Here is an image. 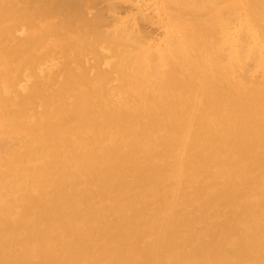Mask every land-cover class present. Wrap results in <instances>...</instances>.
<instances>
[{"label":"rangeland","instance_id":"374dc122","mask_svg":"<svg viewBox=\"0 0 264 264\" xmlns=\"http://www.w3.org/2000/svg\"><path fill=\"white\" fill-rule=\"evenodd\" d=\"M67 1L69 2V0ZM82 1L84 3V0ZM82 1L80 2L82 3ZM99 1L100 0L97 1L98 3L95 1V3L97 4L92 2L94 3L93 5L95 6L91 8L90 11H88L89 9L86 10L85 5L82 3L83 5H81V9L82 6H84L86 10V11L83 10L84 11L83 13L80 11L76 12V10L72 8L76 6V4H79L80 2L77 3L78 0L75 1L70 0V4L67 2V4L70 6L69 8L67 4L64 5V9L67 10L68 12L67 13L65 12L66 10L62 9L63 5L60 3L61 2L60 0H51L50 9H48L49 7L44 4L45 0H40L41 4L39 3L40 5L39 4L36 5V11L34 12V14L28 17L31 14H28V12L25 10L26 8L25 0L11 2L12 4L9 3L7 0L5 1L0 0V7L3 8L4 6V8H12L14 12L17 13L15 18L10 19L6 17L3 18L0 22V44H1L0 47H2V52L0 53V67H1L0 71H3L0 72V84H1L0 94H2L0 95V113H1L0 114V264H72V263L75 264L76 261H77L76 264H129V263L155 264L154 262L156 260L157 255L153 254V251L151 250V246H153L154 243L156 242H160L163 246L162 248L163 255L162 258H159L157 264H169L172 261L173 262L179 261L180 264H192L195 262H196L195 264L198 263L199 264H211V263L238 264L240 261H241L240 263L242 264H245L246 262H247L246 264H256V263L264 264V260H263L264 259V241H263L264 240L263 239L264 238V216H263L264 189H262L263 191L260 193L259 200L257 201L258 203L254 200L251 199L249 200L246 195L248 186L245 187L243 185H238L234 183L233 181L230 180L229 172L220 169L214 170L212 176H207L204 180L196 179V176H194V172L192 171L190 172L189 170H187V172L184 175H178L172 173L168 175L165 174V177H158L156 181H154L151 185L147 187H143L139 184L137 185L132 179L125 176V174H123L122 172H118L116 176L112 177L109 180L111 181L110 184H108L109 182L107 184L102 182L101 175L102 173H105V171L108 168V164L104 159V157L107 150L109 151V149L114 148V146L116 147V149L119 150V153L121 155H124V157L130 156L129 158H131L132 162L130 161L129 163H127L128 167H134L135 162L139 161L140 158H142L143 155L148 152L147 150L149 151L151 150L150 152L153 151L156 154L160 152L161 140L167 136V133L165 130H160L159 132H157L156 136H153L151 133H149V130H147L145 127L148 125L149 122L147 121L148 119L146 118V116L158 115V114L171 116V115L179 114L177 111H179L180 114L184 116L186 112L184 100H186L187 97L186 93L188 92V90L183 89V87L186 85V82L195 86L190 89V90L193 89L192 91L195 90V92H199V90L201 89L200 86L201 84L196 79L198 70L196 66H194V64L196 65L195 62L198 56L202 53V50L198 49L199 47L195 44L196 41L194 39V36H192V34L189 31H186L187 29H185L184 27L185 24L184 22L186 21L187 24V21H190L186 19H190L191 18L190 15L192 16L193 14L189 15L186 12L188 14L187 16L183 17L182 15V17L185 19V20L182 19L184 20L182 22L183 24H181L183 28H179L181 26L176 24L174 21L175 17L177 18V16H180L181 13L182 14L184 13L183 12L184 10H187L186 8L183 9L184 8L183 5L178 3L179 0L178 1L132 0L133 2H127V0H116V1L113 0V2H110L109 0L108 2L110 3L105 2L106 0L105 1L102 0L100 2ZM138 1H140V3H138ZM222 1L225 2L223 3L220 1V3L223 4L226 3L225 4L226 7L223 4H220L218 7L219 0L216 3L217 5L214 3V1L210 2L211 4L213 3L214 6L211 5L209 6V4H205V5L206 6L208 5L207 7H211V8L214 7L215 8L214 13L219 15L221 19L222 17L224 18L226 14L228 15L229 14L228 12L234 10V7H236V10L239 14V15L237 14V16L239 19L238 18L235 19L234 16L236 14L233 13L231 16V19L233 17V20H231L232 22L230 20L228 21L232 25L228 24V26L225 25V28L222 27V29L224 28L223 31L225 29L227 30L231 29L230 30L231 33L225 30L227 34L229 33V35H227L229 38L228 37H226V39L224 38L226 33L225 35L224 34L222 35L223 31L220 34L219 31L221 30L220 29L221 27L219 28L217 27V29H215L217 30L216 32H219L218 35L219 36L222 35L226 42L222 41L221 43H217L219 45H216L215 42L221 41L222 36L221 38L218 37L217 39L218 35H216L217 34L216 32H214L215 34H213L212 36V38L214 37L213 39H215V42H213L214 41L213 39L211 42L215 43V45H213L214 47L211 46L212 48L211 47L210 48L211 50H213L214 48L217 49V51L214 49L215 53L213 51L212 55L216 56L215 54L218 53L217 56H220L218 52L220 49L222 55H224L223 53L227 55V53L229 54V52L230 54L228 56L225 55L226 57L222 56V58L224 57L226 59V61L225 59H222V61L224 60V62H221L224 63L222 66L218 64L221 66V67L219 66V68H222L221 74L223 75H220L219 77V74L215 73V69L216 71L218 69L217 67L214 68L213 66L211 68L210 75L212 76V81L220 86L219 92L221 94H219L218 98L221 100H218V103H220L219 109L217 111L219 115L217 114V112H214L209 116L210 119L208 120V126H209L208 131L210 130V133H212V135L206 139V142L203 144V149L201 151L214 150L215 143L220 140L219 137H222L221 135L224 131L226 121L231 117V115L235 113H237L238 115V113L246 106L248 107L252 104L259 103V112L264 114L263 111L264 110V105H263L264 104V95H263L264 94L263 91L264 90V84H263L264 83V45H263L264 40L262 39L260 40L261 37L259 38V35H261L260 33H264V31L260 32V30H258L257 28V26L260 28L259 24H261L262 22L259 21V19L257 18L258 20L257 19L256 20L259 22V24L256 27H254L255 24H252L253 22L251 23V21H253L252 18L253 16L249 17L250 14L247 12V5H246L248 4L247 0H231L228 2L229 4H227L226 2L227 0H222ZM240 1H242V3ZM136 3L138 4V6L140 5L142 6L143 3L144 7L140 6L141 8H139L138 6L135 5ZM72 4H74V6H72ZM111 4H115V6H117L118 4L121 6V7L118 6L120 7L119 9L115 7V10L117 9L118 11L116 10L115 12V10H113V12L116 13V16L115 14H111L113 13L111 12L112 11L111 9H110L111 11H109L110 6L108 9H106L107 5H111ZM176 4H179L181 6L180 7L181 10H183V11H179L180 15L179 12L177 11V9L180 8L176 7ZM57 5L58 8L60 9H57ZM78 7L80 8L79 5ZM123 7H125V9ZM169 7L171 8L173 7L174 10H176V12L172 11L173 12L172 14L171 10L173 8L171 9ZM70 8H72L74 12L68 11L71 10ZM205 8L206 7H202V8L200 7V12L203 10V13H205V15L200 13L202 17L206 16L207 12L209 11V8H207V10H205ZM230 8L233 9L228 10ZM55 9L59 11L56 12ZM98 10L100 11V14H103L102 18L103 16H105L104 17L105 20L106 21L108 20L109 24H111L110 25L111 27L107 28L109 25L108 24L104 25L105 20L104 18L102 19L103 21L100 27L102 26V28L104 29L105 28L104 26H106V28L104 30L100 28L101 35H103L102 31L103 32L107 31L105 32L106 34L104 33L105 35H103L104 38L106 37L109 39L110 37H108V34L112 32L111 38L112 39L117 38L115 40L116 41L120 40L119 43L121 44L123 41H121L122 39H120V37L118 38L117 36L118 34L125 36V38L126 35L127 38H131L130 35L128 34L133 32L134 35V32H136L137 30L138 33L140 29L139 32L141 33L140 36L147 39V41L145 42L144 40L146 39L142 38V41H144V43H141V39H140L141 37H139L138 41L141 44L140 47L138 44H136L134 38L133 44L136 45H134L133 47L136 46L135 48H137L138 45V48L140 47V49L137 48L138 50L137 49L134 50L132 48H128L129 52L131 51V49L132 51L133 50L135 51V52L131 51L130 55L128 54L131 57V59L128 55H126L129 57L127 58L130 59L129 61L131 62L130 64L132 67L129 66L130 64L127 58L124 59V57H126L125 54L129 53L126 49L127 44H124L125 48H123L124 42L121 44L122 47L115 46V49L113 48V50H117V54L116 51L115 52L113 51L114 52L113 55L111 53L112 50L110 48L116 45L115 40H113L114 43H112L113 42L112 39L109 40L111 41V44L109 43L110 47H108L109 49L106 48L107 49L106 51L105 49H100L99 47L101 46L105 47L106 45L104 40L103 42L102 41L99 42L97 41V39L99 38H97L96 42H94L93 38L90 37L91 32L90 31L88 32V28H86L87 26L85 24H82V22L79 23L78 20L81 18L80 19L81 21L82 19H84V16H85L84 20H88V16L90 15V12H92V15H90L89 18H92V20L95 19L94 15L98 14ZM102 10L104 11L108 10L110 14L108 13L106 16L107 12H104ZM211 11H213V9ZM221 11L224 12L228 11V12L227 13L222 12L225 15L221 16L222 15ZM79 15L82 17H80L77 20V17H79ZM145 15H147L146 17H148V15H151L149 16L150 18H152L150 19V22L148 19L149 17L146 18L144 17ZM227 15L225 18L229 17ZM197 16L198 14L196 15V18ZM45 17H47L46 18L47 20L45 19ZM194 17L195 16H193V18ZM201 18L199 19L197 18L199 22L202 21L203 18L202 19ZM75 19L78 22H75L76 21ZM119 19L121 20L120 23L118 21ZM142 19H144V21L147 23L143 24L144 21ZM197 19H195L194 22L197 21ZM228 19H230V17ZM14 20H18V21H14ZM151 20H155V21H151ZM223 20H225L226 22V19ZM89 21L91 24L92 21L91 20ZM89 21L87 22L89 23ZM94 22H96V19ZM113 22L114 24H112ZM115 22H117L116 23L117 26H115ZM153 22L155 25L149 24ZM179 22H181V20ZM192 22H188V23H192ZM228 22H226V24ZM233 22H235L236 27L233 26L234 25ZM128 24H133L132 26L130 25L132 27L131 30L133 31L129 32L130 30L129 28L131 27L128 26ZM263 24L264 23H262V25ZM84 25L85 28H83ZM95 26H93L92 24L93 28ZM97 26L96 27L99 28V25ZM146 27L149 30H147ZM262 27L264 28V26ZM262 27L261 30H263ZM232 28H234L235 30ZM22 29L24 30V33H20ZM89 30L92 31L90 26H89ZM120 30L127 32L126 34H123L124 32L122 31L123 33H120L119 32ZM255 30L259 32H256ZM98 32H100V30H98ZM45 33L47 34V36ZM113 33H114V37H113ZM20 34H22L23 36H21ZM243 34H246L247 36V37L245 36L244 38L245 40L242 39L241 35ZM29 36L34 38H31ZM240 36L241 39L244 40L243 42L240 39ZM248 36L250 37V39ZM261 36L263 37V35ZM101 37L102 36H100V38ZM171 37L172 39H170ZM255 38L257 39V41ZM88 39L91 40L89 41ZM216 39L219 41H217ZM187 40L189 43L187 42ZM239 40H241V42H239ZM106 41L108 40L106 39ZM245 41H247L248 44L250 43L249 48L247 46L244 47V49L248 48L247 50H245L247 51V54L246 52L244 53L247 56L249 55L248 57L244 55L246 58L243 55L241 56V54L243 53H241V51H239L238 49L240 48L239 46L242 47V43H244L245 45L247 44ZM31 42L32 43L34 42V46L32 48H31L32 45ZM130 42L128 43V45L130 44ZM91 43L92 44L95 43L96 45L95 47L100 51V53L102 52L101 53L102 55H100L99 52H95L97 53L96 55L99 54V56L102 57L99 56L96 57V55L95 56L92 55L94 51L91 52L92 51V48H90L91 46L87 45L89 48L85 46L86 44L91 45ZM145 43L146 45H143ZM174 43L181 45L182 49L180 50L183 49L184 50L181 51L182 58H180V60L176 59L175 57H171L170 60L171 64L172 65L176 64L175 67L178 70L177 75H173L171 77L172 75L170 73L171 69L169 65L165 62V60L162 59L163 58L162 56L173 54L174 51L173 48H176L175 46L177 45L175 44L174 46ZM29 44H30V48H29ZM100 44L102 45L100 46ZM131 45L128 47H131ZM171 45H173L172 46L173 48H171ZM185 45L188 48L187 47L185 48ZM66 48L67 50H63ZM191 48L192 49L196 48V49H193L194 50L193 52ZM80 49H82V51ZM226 49L228 50V52L222 51ZM121 50H124L123 51L124 55L121 53L120 56L119 52ZM238 51L240 52V56L238 55L239 54ZM16 52L19 53L16 54ZM252 53L255 54V55L253 54L254 57L252 56ZM103 54L106 55V57ZM189 54L192 55V57ZM256 54L260 58L258 57V59H256V63H254L253 60L251 61L250 59H252L251 57L255 58ZM155 55H156V59H155ZM149 56H151V59H155L154 61L152 60V63L154 64L156 63L155 65L157 64L159 65L156 74L155 72L152 71V69L154 70V67L152 69L150 68L151 59ZM238 56L241 58L244 57L242 59H245L244 61L246 63L242 64L241 60H240L241 62H239ZM123 59L127 61L121 62L123 61ZM181 59L184 63H182ZM216 59H219V57L214 58V61ZM119 60L121 63L119 62ZM148 60L150 61L148 62ZM105 61L107 63H105ZM179 61L181 62L180 64ZM91 62L95 65L91 64ZM248 62L249 63L253 62L255 65L257 64L256 65L257 67H255L254 69L252 68V71H254V73L251 70H250L251 72L248 70V67L250 65L247 66L246 69L247 71H249L248 73L245 71V69H243L244 67L242 68V65L243 66L247 65L249 64ZM104 63L107 64L105 65L106 67H104ZM215 63L217 64V62ZM218 63H220V61ZM127 64L129 67H131L130 69L127 66ZM141 64L144 66L143 69H145L148 72H151V74L153 72L157 78L154 76V74H152L154 77L148 78L146 84L140 85L139 84L140 75H138L135 69H137L138 71L137 67L140 66ZM108 65L109 67H107ZM123 65L124 67L125 65L128 67L126 71L125 68L123 69L122 67ZM102 66L105 69L107 68L108 70H105L104 68L101 69ZM252 66H250V68ZM234 69L235 71H233ZM35 70H38L40 72ZM114 70L118 73H116ZM189 70L191 71L193 70L192 71L193 73ZM213 70L214 72H212ZM96 72H100V73H96ZM125 72H127L129 75L127 74L128 75L127 76ZM134 72L136 73L134 74ZM243 72L245 73L243 74ZM25 73L27 74L25 75ZM53 74L54 77H52ZM215 74L218 75L219 78L215 76ZM239 74H241V76ZM35 75L37 76L34 77ZM109 75H111V78L108 79ZM64 76L66 78H64ZM214 76L217 79L214 78ZM18 77L21 79L23 77L24 82ZM74 77L78 78V80ZM236 77L237 79L235 80ZM254 77L256 79L257 78L259 79L258 80L260 81L259 84L258 81L256 83ZM54 78L56 82L54 81ZM176 78H178L179 80H177ZM59 79H61L63 83L61 80L59 81ZM89 79L92 80L90 81ZM158 79H160L159 83H158ZM16 80L18 81L20 80V81L18 82ZM83 80L86 81L83 82ZM170 81L174 83H178L180 89L179 88L169 89L168 85L171 83ZM33 82L34 85H32ZM101 82L102 84H100ZM251 82L252 84H250ZM151 84L153 85L151 86ZM254 85H257V87H253ZM19 86L23 89L22 91L24 92L20 91L21 89L19 90V88H17ZM63 86H65L66 88ZM25 87L27 88V90ZM148 87H151V89L150 88L148 89ZM5 88L8 90V93H6L7 96L4 92ZM73 88L74 90L72 91L71 89ZM155 88H159V89H155ZM261 88L262 90H260ZM154 89L160 92L154 91ZM120 90L122 93H124L123 95L120 92ZM230 90L231 92L232 91L233 92L231 93ZM150 91H152L153 93ZM261 91L263 92L262 94H260ZM250 92H252L254 95ZM100 93H102L103 95ZM233 93L235 94L233 95ZM247 93L250 96L249 95L245 96L247 95ZM4 94L5 97L3 96ZM19 94L21 95L19 96ZM90 95H93L94 97ZM163 95L167 96L170 102L164 104V102L154 103L152 101V99L155 98V96L158 98V96H163ZM235 95L236 96L239 95L238 96L239 98H237ZM89 96L90 98H88ZM233 96H235L237 99H235ZM257 96H259V98ZM255 97H257L258 99ZM240 99L242 100L240 101ZM20 100L22 101L20 102ZM112 100L113 102H111L112 104H110L109 102ZM31 102H33L34 104ZM54 103H56L57 105ZM104 103L106 105H104ZM38 107H40L39 111H38L39 109ZM80 107L82 109H80ZM55 108L56 110H54ZM81 112L90 115V119L85 124L87 129H81V123L76 121L77 120L76 116ZM34 113L36 114L34 115ZM132 114L134 118L132 117ZM140 114L143 116L140 118L137 117L140 116ZM93 115L94 117H92ZM53 116L55 117L53 118ZM4 117L7 118L5 119ZM100 117H104V118L102 119ZM112 117H115V120ZM129 117L132 118L130 119ZM46 118L48 120H46ZM92 118L94 119V121ZM112 119L114 121H112ZM210 120L213 121L210 122ZM47 121H49L51 124L55 123L54 125L56 126L61 124L63 125L64 123L63 126L61 125L63 127V133L61 134V137L59 139L60 143L58 141V143L60 144L59 149L61 151L57 160L51 158V156L47 154V151L43 149L44 146L38 143L33 136V129H32L33 126L36 123L42 124ZM120 122H122L123 124H121ZM113 126L115 127L113 128ZM132 126H135L136 128L134 127L132 129ZM30 127H32L31 128L32 130L30 129ZM123 127L125 129L124 132L121 131ZM216 129L219 130L217 131ZM88 130L90 132H88ZM132 132L133 134H135L134 136ZM24 133L26 134V136ZM18 135L20 137H18ZM136 135L138 138L136 137ZM97 136L100 138H98ZM24 138L25 140H23ZM25 142L27 144H25ZM15 145H18L20 148ZM32 152H36V153L34 154ZM89 152L90 153L93 152V154H95L99 158V165L97 166V168L93 167L92 163H87L82 161L83 157H85V155L88 154ZM262 153L264 152H261V154ZM4 159L6 160V162H4ZM234 159L236 161L238 159L237 162L239 166L241 160L238 157H234ZM58 164H60V167H58ZM158 164L160 165V163ZM5 165L6 167H4ZM59 168L63 170H59ZM248 169L249 167H245V166L243 167L242 165H240L238 171H242L241 173L248 174L245 171ZM17 170L18 172L24 171V175L20 179V181L19 180L15 181L14 177L12 176L13 172ZM206 172H207L206 170H200V175L202 174L204 175L206 174ZM260 175L264 176V172L256 173L254 176L259 177ZM247 177L249 176L247 175ZM246 178L239 180L238 183H242V182L244 183ZM128 186L133 187V189L126 190ZM62 190L68 196H72L74 198L73 207L67 205L65 201L60 202L53 200V198H55L58 195V193H60ZM36 192H38L39 194ZM41 195L46 196L50 202L47 206H43L44 204L40 205L39 212L42 215V219L39 220L32 216H28L26 214V210L30 206L29 203L30 198L38 197ZM161 206L166 208L169 220L167 223H164L162 227L160 226L158 227L157 225H155V220L158 218L160 214L159 208ZM167 207L171 208V212H169L168 210L169 208ZM100 223L102 225H100ZM46 240H48L52 244L50 245L49 248H45ZM251 240H253V242ZM169 245L171 246V249H169L170 248ZM114 255L115 256L118 255L120 257L119 258L120 260L123 259L122 262L114 263L115 261L114 259L110 260V258H114ZM255 255L257 256L255 257ZM70 257H74V260L69 262Z\"/></svg>","mask_w":264,"mask_h":264},{"label":"bare ground","instance_id":"6f19581e","mask_svg":"<svg viewBox=\"0 0 264 264\" xmlns=\"http://www.w3.org/2000/svg\"><path fill=\"white\" fill-rule=\"evenodd\" d=\"M1 1H5V0H1ZM9 3H11V2H17V1H19V0H7ZM22 1V0H21ZM61 2V4L63 5V8L62 9H64V5H66L67 4V0H60ZM73 1V0H72ZM75 1V0H74ZM80 1H82V0H80ZM79 0H78V2L77 3H79L80 2ZM88 1V2H87ZM95 1L97 2L98 0H84V3H83V1H82V3L85 5V8H86V10H88V11H90V9L91 8H93L95 5H93L94 3H95ZM100 1H102V0H100ZM99 1V2H100ZM105 1V0H104ZM109 0H106L105 2H108ZM116 1V0H115ZM143 1V0H142ZM176 1H178V0H176ZM175 1V2H176ZM214 1V3L216 4L217 2H218V0H179L178 1V3L179 4H181V5H183V9H187V10H181V6L179 5V4H176V7H179L180 9H177V11L179 12V11H183L184 13L182 14L181 13V15H180V12H179V15L180 16H177V18H178V20L180 21L181 20V22H179L178 20H177V18L175 17V19H174V21H175V23L176 24H178V25H180L181 27H179V28H183V26L181 25V24H183L182 22L185 20L183 17L184 16H187L188 14L190 15V14H193L192 16L190 15V19H186V20H190V21H187V24H186V21L184 22L185 24H184V27H185V29H187L186 31H189L191 34H192V36H194V39H195V41H196V45L199 47L198 49H201L202 50V53L198 56V54H199V52H198V54H197V56H198V58H197V60H196V62H195V60H194V62L196 63V65L194 64V66H196V68H197V77H196V79L200 82V86H201V89L199 90V92H195V90L194 91H192V90H190L191 88H193V87H195V86H193L192 84H189V83H187L186 82V85L183 87V89H186V90H188V92L186 93V100H184L185 102H184V105H185V108H186V112H185V114H184V116H182L181 114H180V112L179 111H177L179 114H175V115H171V116H167V115H164V114H158V115H151V116H146V118L148 119L147 121H149L148 122V125L147 126H145L146 127V129L147 130H149V133H151L153 136H156V134H157V132H159L160 130H165L166 131V133H167V136L164 138V139H162L161 140V146H160V152L159 153H155V152H150L149 150H147L148 152L146 153V154H144L143 155V157L142 158H140V160L139 161H136L135 162V166L134 167H128L127 166V163H129L130 161L132 162V160H131V158H129L130 156H126V157H124V155H121L120 153H119V150L118 149H116V147L114 146V148H112V149H109V151L107 150V152H106V154H105V157H104V159L106 160V162H107V164H108V168H107V170L105 171V173H102V175H101V177H102V182L103 183H105V184H107L108 182V184H110L111 183V181H109L112 177H114V176H116V174L118 173V172H122L123 174H125V176H127L128 178H130V179H132L137 185L139 184V185H141V186H143V187H147V186H149V185H151L154 181H156L157 179H158V177H165V174H170V173H172V174H178V175H184L186 172H187V170H189L190 172L192 171V172H194V176H196V179H199V180H204L207 176H212V173H213V171L214 170H218V169H220V170H224V171H226V172H229V174H230V180L231 181H233L234 183H236V184H238V185H243V186H248V188H247V193H246V195H247V198L250 200H254V201H258L259 200V197H260V193L263 191L262 189H264V176H262V175H260L259 177H257V176H254L256 173H260V172H264V153H262L261 154V152H264V114H262V113H260L259 112V103L258 104H252V105H250V106H246L245 108H243L239 113H238V115H237V113H235V114H233V115H231V117L226 121V123H225V127H224V131H223V133H222V137H219L220 138V140L218 141V142H216L215 143V148H214V150H210V151H201L202 149H203V144L206 142V139L209 137V136H211L212 135V133H210V130L208 131V120L210 119L209 118V116L211 115V114H213L214 112H217L218 111V109H219V104L220 103H218V100H221V99H219L218 97H219V94H221L219 91H220V89H219V85H217L215 82H213L212 81V76L210 75L211 74V68L214 66V68H218L217 69V71L219 72H217L216 71V69H215V73H217V74H219V77H220V75H223V74H221L222 73V68H219V66L221 65H223L224 63H221V62H224V60L222 61V59H225L224 57H226V56H228L229 54H230V52H229V54L227 53V55L225 54V53H223L224 55H222L221 54V49L218 51L219 52V54H220V56H217L218 55V53L217 54H215L216 56H214V55H212V52L214 51V49L213 50H211V48L212 47H214L213 45H215V43H216V45H219V44H217V43H221L222 41L224 42L225 40H224V38L226 39V37H228L227 35H229V33L227 34V32L226 31H229L230 32V30H227V29H225L224 31H223V29L225 28V25H227L228 26V24H230V22H228L229 20L231 21V20H233V17H232V19H231V16H232V14L234 13V14H236L235 16H234V18L235 19H237L238 18V16H237V14H238V12H237V10H236V7H234V10H231V9H233V8H230V9H228V10H231V11H227L229 14L227 15V16H229L230 17V19H228V18H225L226 17V15L225 14H223V13H227V12H224V11H221V13H222V15L221 16H223V15H225V17L223 18L222 17V19H221V17L219 16V15H217V14H215L214 13V7H207L205 4H209V6L211 5V6H214V4L212 5L210 2H213ZM220 1L221 2H225V1H222V0H219V2H218V7H219V5L220 4H223V3H220ZM229 1H231V0H227L226 2H227V4H229L228 2ZM248 1V4H246L247 5V12L250 14L249 15V17H251V16H253L252 18H253V21H251V23L252 24H255L254 25V27H256L258 24H259V22L257 21L258 19H259V21H261L262 23H264V0H247ZM7 2V3H8ZM92 2H94V3H92ZM110 2H113V0H110ZM110 2H108V3H110ZM123 2V1H122ZM127 2H133L132 0L131 1H128L127 0ZM127 2H125V3H127ZM235 2V1H234ZM237 2V1H236ZM239 2V1H238ZM241 3H242V1H240ZM41 4V2H40V0L38 1V0H25V6H26V8H25V10L28 12V14H31V15H29L28 17H30V16H32V14H34V12L36 11V5L37 4ZM69 4H70V0H69V2H68ZM81 2L79 3V4H76V6H74V4H72V6H74V7H77V8H74V7H72L74 10H76V12H78V11H80V12H83L84 13V11L83 10H85V8H84V6H82V9H81V5H83ZM98 3V2H97ZM97 3H95V4H97ZM138 3H140V1H138ZM171 3V2H170ZM233 3V2H232ZM247 3V2H246ZM12 4V3H11ZM39 4V5H40ZM45 5H47L49 8L48 9H50V7H51V0H45V3H44ZM59 4V3H58ZM122 4V3H121ZM131 4V3H130ZM226 4V3H225ZM225 4H223L225 7H226V5ZM235 4V3H234ZM238 4V3H237ZM23 5H24V3H23ZM78 5L80 6V8L78 7ZM136 6H138V4L136 3L135 4ZM144 4L142 3V6H143ZM178 5V6H177ZM202 5H204V6H202ZM217 5V4H216ZM9 6H11V5H9ZM61 6V5H60ZM67 6H68V8L70 7L68 4H67ZM66 6V7H67ZM109 6H110V8H109ZM118 6H120V5H118L117 4V6H115V4H111V5H107V8L106 9H108L109 8V11H111V12H113V10H115V7H117V9H119L120 7H118ZM141 6V5H140ZM140 6H138L139 8H141ZM170 6V5H169ZM223 6V7H224ZM235 6H237V5H235ZM56 7V6H55ZM98 7V6H97ZM144 7V6H143ZM200 7L202 8V7H206L205 8V10H207V8H209V11L207 12V14H208V16H207V14H206V16H204L205 18L206 17H208V18H204V17H202L201 15H200V13H202L203 15H205V13H203V10L200 12ZM228 7V6H227ZM232 7V6H231ZM16 8V7H15ZM72 8H70L71 10H68V11H73V9ZM84 8V9H83ZM96 8V7H95ZM124 9H125V7H123ZM128 8V7H127ZM169 8H171V7H169ZM173 8V7H172ZM171 8V9H172ZM221 8V7H220ZM246 8V7H245ZM57 9H60V8H58V5H57ZM105 9V10H106ZM111 9V10H110ZM116 9V10H117ZM122 9V8H121ZM129 9V8H128ZM204 9V8H203ZM213 9V11H211V10ZM217 9V8H216ZM223 9V8H222ZM40 10V9H39ZM56 10V9H55ZM55 10H54V12H55ZM64 10H66V9H64ZM82 10V11H81ZM85 10V11H86ZM100 10V9H99ZM98 10V14H95L94 15V18L96 19V22H94L95 21V19H93L92 20V18H89V16L90 15H92V12H90V15L89 14H87V15H89L88 16V20H84L85 19V16H84V19H82L81 21H80V17H82V16H80L79 15V17H77V20L79 21V23H81L82 22V24H85L87 27L86 28H88V32L90 31L91 33H90V37L91 38H93V41L94 42H96V39L97 38H99V39H97V41H102L103 42V40H104V42L106 43V45H105V47L104 46H101L102 44H100V46L102 47H99V44H98V47L100 48V49H105V51L107 50V49H109L108 47H110V44H111V41H109V40H111L112 38V32L110 33V34H108V37H110L109 39L108 38H104V36L103 35H105L106 33L105 32H107V31H102V33H103V35H101V29L100 28H102V26L100 27V25H102V19L105 17V16H103V18H102V15L103 14H100V11ZM116 10H115V12H116ZM221 10V9H220ZM235 10H236V12H235ZM242 10H243V8H242ZM42 11H43V9H42ZM41 11V12H42ZM47 11V10H46ZM53 11V10H52ZM57 11H59V10H56V12ZM102 11H104V10H102ZM118 11V10H117ZM172 11H175L176 12V10H174V8L171 10V12ZM189 11V12H188ZM226 11V10H225ZM45 12V11H44ZM60 12H61V10H60ZM65 12H67V10L65 11ZM74 12V11H73ZM104 12H107L106 13V16H107V14L109 13L108 12V10L107 11H104ZM130 12V11H129ZM177 12V13H178ZM188 14H187V13ZM191 12V13H190ZM218 12V11H217ZM220 12V11H219ZM246 12V13H247ZM47 13V12H46ZM68 13V12H67ZM70 13V12H69ZM117 13H119V12H117ZM195 13V14H194ZM247 13V14H248ZM40 14V13H39ZM72 14V13H71ZM110 14V13H109ZM111 14H115V16H116V13H111ZM158 14V13H157ZM172 14H173V12H172ZM198 14V16H197V18L199 19V18H201L202 19V21H198V19L196 18V15ZM243 14V13H242ZM17 15V13L16 12H14V10L12 9V8H4V6H3V8L2 7H0V22H1V20L3 19V18H15V16ZM46 15V14H45ZM68 15V14H67ZM70 15V14H69ZM86 15V16H87ZM97 15V16H96ZM171 15V14H170ZM182 15H183V17H182ZM201 17H200V16ZM239 15V14H238ZM36 16V15H35ZM60 16V15H59ZM71 16V15H70ZM147 15H145L144 17H146ZM149 16H151V15H148V17ZM155 16V15H154ZM172 16V15H171ZM193 16H195L194 18H193ZM248 16V15H247ZM247 16H245V17H247ZM148 17H146V18H148ZM174 17V16H173ZM172 17V18H173ZM248 17V18H249ZM23 18V17H22ZM47 17H45V19H46ZM75 18V17H74ZM155 18V17H154ZM153 18V19H154ZM160 18V17H159ZM247 18V19H248ZM258 18V19H257ZM33 19H35V18H33ZM44 19V18H43ZM72 19V18H71ZM86 19H87V17H86ZM149 19V22H150V19H152V18H148ZM147 19V20H148ZM182 19H184V20H182ZM191 19H192V21H191ZM195 19H197V21H195L194 22V20ZM204 19H205V21H204ZM223 19H226V22H228L227 24H226V22H225V20H223ZM234 19V20H235ZM239 19V18H238ZM241 19V18H240ZM257 19V20H256ZM260 19H262V20H260ZM47 20V19H46ZM76 20V19H75ZM75 21V22H78V21ZM89 20H91L92 21V23L90 24V21ZM104 20H105V18H104ZM114 20H116V19H114ZM143 21H144V19H142ZM146 20V21H147ZM158 20V19H157ZM14 21H18V20H14ZM87 21H89V23L87 22ZM113 21V20H112ZM119 21V23L121 22V20L119 19L118 20ZM151 21H155V20H151ZM255 21V22H254ZM74 22V23H75ZM95 24H94V23ZM105 22V24L104 25H106V24H108L109 26L107 27V28H109V27H111L110 25L111 24H109V21L107 20H105L104 21ZM103 22V23H104ZM162 22V21H161ZM188 22H192V23H188ZM232 22V21H231ZM63 23H64V21H63ZM111 23V22H110ZM117 22H115V26H117V24H116ZM119 23H118V25H119ZM138 23H140V22H138ZM144 23H147V22H143V24ZM234 23V25L233 26H235V22H233ZM248 23V22H247ZM257 23V24H256ZM262 23L261 24H259L260 25V28L257 26V28H258V30H260V32H263L264 31V28L262 27V26H264V24L262 25ZM92 24H93V26H97V25H99V28H97L96 26L93 28L92 27ZM112 24H114V22L112 23ZM140 24H142V23H140ZM149 24H153V25H155L154 24V22L153 23H149ZM157 24H159V23H157ZM59 25V24H58ZM85 25H84V27L83 28H85ZM132 26L133 24H128V26ZM138 25V24H137ZM146 25V24H145ZM152 25V26H153ZM168 25V24H167ZM230 25H232V24H230ZM48 26H50V25H48ZM68 26V25H67ZM73 26H74V24H73ZM77 26V25H76ZM89 26L91 27V29H92V31L91 30H89ZM114 26V27H115ZM121 26V25H120ZM130 26V27H131ZM147 26H149V25H147ZM151 26V25H150ZM158 26H160V25H158ZM253 26V25H252ZM251 26V27H252ZM53 27V26H52ZM105 28H106V26H104ZM190 27H191V29H190ZM217 27L219 28V27H221L220 29V34H221V32H222V35L224 34L225 35V33H226V35L224 36V38H223V36H222V38H221V36H219L218 34H219V32H216L217 30H215V29H217ZM222 27H224L223 29H222ZM236 27V26H235ZM261 27H262V29L263 30H261ZM23 28V27H22ZM57 28V27H56ZM56 28H55V30H56ZM65 28V27H64ZM104 28V29H105ZM120 28V27H119ZM127 28V27H126ZM139 28V27H138ZM149 28V27H148ZM231 28V27H230ZM250 28V27H249ZM8 29V28H7ZM103 28H102V30H104ZM130 30H129V32H131V31H133V30H131L132 29V27L131 28H129ZM137 29V28H136ZM135 29V30H136ZM146 29H147V27H146ZM169 29H170V27H169ZM175 29V28H174ZM232 29H234V28H232ZM34 30V29H33ZM48 30V29H47ZM57 30H59V29H57ZM98 30H100V32H98ZM107 30V29H106ZM124 30V29H123ZM122 30V31H123ZM134 30V31H135ZM143 30V29H142ZM147 30H149V29H147ZM176 30V29H175ZM235 30V29H234ZM52 31V30H51ZM121 30L119 31L120 33H123V34H126V32L128 31V29H127V31L125 32V31H123L122 32ZM250 31H253V30H250ZM256 32H259V31H257V30H255ZM20 32V31H19ZM46 32V31H45ZM97 32V33H96ZM139 32H140V29H139ZM137 33V30H136V32H134V35H135V37H134V35H133V32L132 33H130V34H128V35H130V37L131 38H127V35H126V38H125V36H122L121 34H118L117 36H118V38L120 37V39H122L121 41H123L122 43H123V46H124V44H127L126 45V49H127V51H128V48H132V49H134V50H136L137 48H138V45L141 47V44L139 43V37H141L140 36V34L141 33ZM178 32V31H177ZM188 32V33H189ZM214 32H216L217 34L216 35H218L217 36V39H218V37H220L221 38V41H219V40H217V41H219V42H215V39H213L212 38V36H213V34H215ZM20 33H24V30L22 29L21 30V32ZM43 33V32H42ZM77 33V32H76ZM105 33V34H104ZM115 33V32H114ZM114 33H113V37H114ZM170 33V32H169ZM186 33V32H185ZM189 33V34H190ZM231 33V32H230ZM244 33H245V31H244ZM46 34V33H45ZM51 34V33H50ZM54 34H55V32H54ZM53 34V35H54ZM89 34V33H88ZM116 34V33H115ZM259 34V33H258ZM261 35H263V37L261 36V35H259V38H260V40L262 39V40H264V33H260ZM21 36H23L22 34H20ZM41 35V34H40ZM110 35V36H109ZM133 35V36H132ZM255 35V34H254ZM20 36V37H21ZM33 36V35H32ZM37 36V35H36ZM46 36H47V34H46ZM89 36V35H88ZM100 36H102L101 38H100ZM116 36V37H117ZM122 36V37H121ZM142 36H143V34H142ZM215 36V35H214ZM242 36V39H244L245 38V36H246V34H243V35H241ZM241 36H240V39H241ZM29 37H31V36H29ZM28 37V38H29ZM65 37V36H64ZM89 37V38H90ZM95 37V38H94ZM137 37H138V39H137ZM152 37V36H151ZM187 37H188V35H187ZM186 37V38H187ZM191 37V36H190ZM247 37V36H246ZM249 37V36H248ZM258 37V36H257ZM31 38H34V37H31ZM38 38H40V37H38ZM123 38H124V40H123ZM135 38V39H134ZM142 38L143 37H141L140 39H141V43H144V41L146 42L147 41V39L146 38H143V39H146V40H144V41H142ZM216 38V37H215ZM229 38V37H228ZM227 38V39H228ZM231 38V37H230ZM19 39V38H18ZM21 39V38H20ZM36 39V38H35ZM41 39H43V38H41ZM95 39V40H94ZM106 39L108 40V41H106ZM115 39H117V38H113L112 39V41L113 40H115ZM130 40V41H132V42H130V41H128V40ZM132 39V40H131ZM133 39H134V41H136V44H138L137 45V48H135V47H133L134 45H136V44H133L134 42H133ZM168 39H169V36H168ZM170 39H172V37L170 38ZM174 39V38H173ZM212 39L214 40L213 42H215V43H212L211 41H212ZM241 39V40H242ZM249 39H250V37H249ZM256 39V38H255ZM26 40H28V39H26ZM57 40V39H56ZM89 41L91 40V39H88ZM192 40V39H191ZM237 40H238V38H237ZM241 40H239V42H241ZM245 40V39H244ZM244 40H242V42L244 41ZM32 41V40H31ZM39 41V40H38ZM83 41V40H82ZM127 41V42H126ZM169 41V40H168ZM176 41V40H175ZM175 41H173V42H175ZM256 41H257V39H256ZM20 42V41H19ZM29 42H30V40H29ZM28 42V43H29ZM79 42V41H78ZM80 42H81V40H80ZM101 42V43H102ZM115 44L116 45H114V44H112V45H114L112 48H110L111 50H112V54L116 51V54H117V50H113V48L115 49V46H121V44L119 43L120 42V40H118V41H116L115 40ZM118 42V43H117ZM130 42V44L128 45V43ZM138 42V43H137ZM187 42H188V40H187ZM226 42V41H225ZM230 42V41H229ZM238 42V41H237ZM247 44H248V42L247 41H245ZM25 43V42H24ZM28 43H27V45H28ZM32 43V42H31ZM43 43H44V41H43ZM68 43V42H67ZM83 43V42H82ZM110 43V44H109ZM112 43H114V41L112 42ZM169 43V42H168ZM182 43V42H181ZM189 43V42H188ZM21 44V43H20ZM109 44V45H108ZM118 44V45H117ZM132 44V45H131ZM157 44V43H156ZM173 44V43H172ZM175 44H177V43H174V46H175ZM223 44V43H222ZM230 44V43H229ZM243 44L244 43H242V47L241 46H239L240 48H238L239 49V51H241V53H243V54H241V56L243 55H245L244 53L246 52V54H247V51H245V50H247L248 48H249V46H250V43L247 45H245L244 44V46H243ZM263 44V43H262ZM1 45V44H0ZM36 45H38V44H36ZM46 45V44H45ZM87 45H89V46H91L90 48H92V51L91 52H93V54L92 55H96L97 53H95V52H99V54L100 55H102L101 53H100V51L95 47L96 45H95V43L94 44H92L91 43V45L90 44H86L85 46L86 47H88ZM131 45V47H128V46H130ZM143 45H146V43L145 44H143ZM168 45V44H167ZM195 45V46H196ZM239 45V44H238ZM255 45V44H254ZM253 45V46H254ZM259 45V44H258ZM261 45V44H260ZM264 45V44H263ZM12 46H13V44H12ZM24 46H25V44H24ZM34 46V42L32 43V45H31V48ZM68 46V45H67ZM93 46V47H92ZM107 46V47H106ZM173 45H171V48H173L172 47ZM194 46V45H193ZM192 46V47H193ZM196 46V47H197ZM212 46V47H211ZM224 46H226V45H224ZM231 46H232V43H231ZM245 46H247L248 48H245L244 49V47ZM73 47V46H72ZM72 47H71V49H72ZM86 47H84V48H86ZM94 47H95V49H94ZM122 47V46H121ZM140 47L138 48V49H140ZM145 47V46H144ZM176 48H173L174 49V51H173V56L171 55H164V56H162V55H160V56H162L163 58L162 59H164L165 60V62L169 65V67H170V69H171V77L173 76V75H177V73H178V70H177V68L175 67V65L173 64H171V57H175L176 59H178V60H180V58H182L181 57V51H183V50H180V49H182V46L181 45H179V44H177L176 46H175ZM187 46L185 45V48H186ZM211 47V48H210ZM255 47V46H254ZM262 47V46H261ZM28 48V47H27ZM29 48H30V44H29ZM42 48H44V47H42ZM68 48V47H67ZM67 48L66 49H63V50H67ZM70 48V47H69ZM74 48V47H73ZM89 48V47H88ZM107 48V49H106ZM118 48V47H117ZM123 48H125V46L123 47ZM123 48H121V49H123ZM188 48V47H187ZM221 48V47H220ZM230 48V47H229ZM228 48V49H229ZM25 49V48H24ZM35 49H36V47H35ZM125 49V50H126ZM132 49H131V51H132ZM137 49V50H138ZM192 49V48H191ZM193 49H196V48H193ZM192 49V50H193ZM22 50V49H21ZM48 50V49H47ZM81 51H82V49H80ZM130 50V49H129ZM132 51V52H135V51ZM150 50V49H149ZM159 50V49H158ZM190 50V49H189ZM216 51H217V49H215ZM227 50V49H226ZM226 50H222V51H224V52H228V50L226 51ZM232 50V49H231ZM36 51H38V50H36ZM80 51V52H81ZM84 51H85V49H84ZM114 51V52H113ZM122 51V52H121ZM119 53H120V56H121V53L123 54V51L124 50H121ZM131 51L129 52V53H127L126 51V53L127 54H125V56L126 55H130V53H131ZM146 51V50H145ZM148 51V50H147ZM162 51V50H161ZM171 51V50H170ZM176 51V52H175ZM186 51H188V50H186ZM237 51V50H236ZM238 51V52H239ZM243 51V52H242ZM2 52V47H0V53ZM27 52V51H26ZM48 52V51H47ZM46 52V53H47ZM79 52V53H80ZM124 52V53H125ZM172 52V51H171ZM193 52H194V50H193ZM256 52H257V50H256ZM260 52V51H259ZM19 52H16V54H18ZM37 53V52H36ZM43 53H45V52H43ZM153 53H154V51H153ZM152 53V54H153ZM160 53V52H159ZM214 53H215V51H214ZM213 53V54H214ZM24 54V53H23ZM42 54V53H41ZM40 54V55H41ZM85 54V53H84ZM99 54L98 55H96V57L97 56H99ZM115 54V55H116ZM151 54V55H152ZM161 54V53H160ZM251 54V53H250ZM253 54L254 53H252V56H253ZM25 55V54H24ZM64 55V54H63ZM104 55V54H103ZM114 55V54H113ZM124 55V54H123ZM122 55V56H123ZM128 55V56H129ZM132 55V54H131ZM143 55V54H142ZM190 55V54H189ZM226 55V56H225ZM239 56H240V52H239V54H238ZM255 55V54H254ZM30 56V55H29ZM105 57H106V55H104ZM119 56V55H118ZM128 56H126V57H124V59L125 58H127ZM191 57H192V55H190ZM222 56H224L223 58H222ZM231 56V55H230ZM237 56V55H236ZM238 56V57H239ZM245 56H247V55H245ZM244 56V57H245ZM249 56V55H248ZM247 56V57H248ZM262 56V55H261ZM11 57V56H10ZM37 57V56H36ZM40 57V56H39ZM50 57H51V55H50ZM96 57H95V59H96ZM99 57H102V56H99ZM130 57V56H129ZM128 57V58H129ZM150 57V59H151V56H149ZM185 57V56H184ZM218 58L219 57V59H216V60H219L220 61V63H218L219 61H214V58ZM221 57V58H220ZM234 57V56H233ZM244 57H242V58H244ZM254 57V56H253ZM253 57H251L252 59H250L251 61L253 60V62L254 63H256V59H258V57L259 56H257V54H256V57L255 58H253ZM74 58V57H73ZM104 58V57H103ZM102 58V59H103ZM122 58V57H121ZM121 58H119V59H121ZM127 58V60L129 61L130 59H131V57H130V59H128ZM153 58V57H152ZM194 58V57H193ZM193 58H191V59H193ZM241 57H239V62H241L242 61V64H244V63H246L244 60L245 59H240ZM246 58V57H245ZM260 58V57H259ZM79 59V58H78ZM86 59V58H85ZM106 59V58H105ZM123 59V61H121V62H124V61H127V60H124ZM133 59V58H132ZM155 59H156V55H155ZM155 59H151V61L150 60H148V62L150 61V68L152 69L153 67H154V70L152 69V71L153 72H155V74H156V72H157V69L159 68V65H158V67H157V65H155L154 63H152V60L154 61ZM221 59V60H220ZM45 60H47V59H45ZM112 60V59H111ZM134 60H135V58H134ZM134 60H133V62H134ZM238 60V59H237ZM241 60V61H240ZM249 60V59H248ZM43 61V60H42ZM72 61V60H71ZM100 61V60H99ZM113 61V60H112ZM111 61V62H112ZM141 61V60H140ZM181 61H182V59H181ZM225 61H226V59H225ZM234 61V60H233ZM247 61V60H246ZM41 62V61H40ZM86 62V61H85ZM119 62H120V60H119ZM120 62V63H121ZM142 62H144V61H142ZM147 62V61H146ZM164 62V63H165ZM215 62H217V64L215 63ZM238 62V61H237ZM253 62H248L249 64H247V65H242V68L243 69H245V71L248 73L250 70L252 71V68L254 69L255 67H257ZM105 63H107L106 61H105ZM104 63V67H106L105 65H107V64H105ZM117 63H118V61H117ZM120 63H119V65H120ZM128 63V62H127ZM131 62L129 61V64H130ZM181 62L179 61V64H180ZM182 63H184L183 61H182ZM215 63V64H214ZM259 63V62H258ZM38 64V63H37ZM91 64H93L92 62H91ZM90 64V65H91ZM96 64H97V62H96ZM116 64V63H115ZM149 64V63H148ZM218 64H220V65H218ZM240 64V63H239ZM254 66H252V65ZM93 65H95V64H93ZM92 65V66H93ZM154 65V66H153ZM216 65V66H215ZM218 65V66H217ZM252 66L251 68H250V66ZM261 65H263V64H261ZM2 66H4V65H2ZM67 66V65H66ZM79 66V65H78ZM87 66V65H86ZM97 66V65H96ZM111 66V65H110ZM127 66H128V64H127ZM126 65H125V67H124V65L122 66L123 67V69L125 68V71H126V69L129 67V66H131V64L127 67ZM181 66V65H180ZM190 66V65H189ZM220 66V67H221ZM245 66H246V68H245ZM247 66H249L248 67V70L249 71H247L246 69H247ZM63 67V66H62ZM77 67V66H76ZM80 67V66H79ZM83 67V66H82ZM89 67H91V66H89ZM103 66H102V68L101 69H103L104 68ZM107 67H109V65L107 66ZM120 67V66H119ZM132 67V66H131ZM131 67H129V69L131 68ZM143 65L141 64L140 66H138L137 68H138V71H137V69H135L136 70V72L138 73V75H140V78H139V84L140 85H144V84H146L147 83V80H148V78H150V77H156V75L152 72V74H154V76L151 74V72H148V71H146L145 69H143ZM157 67V68H156ZM234 67V66H233ZM238 67V66H237ZM1 68V67H0ZM64 68H65V65H64ZM84 68V67H83ZM155 68H156V71H155ZM182 68V67H181ZM180 68V69H181ZM231 68V67H230ZM236 68V67H235ZM18 69V68H17ZM29 69V68H28ZM43 69H44V67H43ZM43 69H42V72H43ZM78 69H80V68H78ZM101 69H99V70H101ZM105 69V68H104ZM118 69V68H117ZM128 69V70H129ZM134 69V68H133ZM183 69V68H182ZM185 69V68H184ZM239 69V68H238ZM241 69V68H240ZM242 69V70H243ZM39 70H40V67H39ZM46 70V69H45ZM49 70V69H48ZM51 70H52V67H51ZM105 70H108L107 68L105 69ZM231 70V69H230ZM25 71V70H24ZM24 71H22V72H24ZM35 71H38V70H35ZM54 71V70H53ZM60 71V70H59ZM62 71V70H61ZM97 71H98V69H97ZM103 71V70H102ZM113 71V70H112ZM115 71V70H114ZM132 71V70H131ZM189 71H191V70H189ZM193 71V70H192ZM191 71V72H192ZM229 71V70H228ZM233 71H235V69L233 70ZM250 71V72H251ZM0 72H3V71H0ZM38 72H40V71H38ZM47 72V71H46ZM77 72V71H76ZM92 72V71H91ZM116 72V71H115ZM136 72H134V74L136 73ZM212 72H214V70L212 71ZM241 72V71H240ZM253 73H254V71H252ZM28 73V72H27ZM27 73H25V75L27 74ZM37 73V72H36ZM49 73V72H48ZM54 73V72H53ZM93 73V72H92ZM96 73H100V72H96ZM104 73V72H103ZM108 73V72H107ZM116 73H118V72H116ZM123 73V72H122ZM126 73V75L128 74L127 72H125ZM193 73V72H192ZM245 72H243V74H244ZM246 73V74H247ZM56 74V73H55ZM62 74V73H61ZM102 74V73H101ZM100 74V75H101ZM105 74H106V72H105ZM104 74V75H105ZM166 74V73H165ZM231 74V73H230ZM235 74H236V72H235ZM22 75V74H21ZM20 75V76H21ZM79 75V74H78ZM100 75H98V76H100ZM122 75V74H121ZM129 75V74H128ZM127 75V76H128ZM167 75V74H166ZM179 75V74H178ZM194 75V74H193ZM225 75V74H224ZM240 76H241V74H239ZM37 75H35L34 77H36ZM40 76V75H39ZM48 76V75H47ZM75 76V75H74ZM90 76H92V75H90ZM102 76V75H101ZM114 76V75H113ZM215 76H217L218 77V75H216L215 74ZM214 76V78H216ZM232 76V75H231ZM245 76V75H244ZM41 77V76H40ZM49 77V76H48ZM52 77H54V74L52 75ZM52 77H51V79H52ZM69 77V76H68ZM131 77H133V76H131ZM189 77V76H188ZM218 77V78H219ZM233 77V76H232ZM6 78V77H5ZM19 78V77H18ZM57 78V77H56ZM63 78V77H62ZM64 78H66L65 76H64ZM74 78H76V77H74ZM86 78V77H85ZM90 78V77H89ZM94 78V77H93ZM101 78V77H100ZM109 78H111V75H109V77H108V79ZM116 78V77H115ZM157 78V77H156ZM247 78V77H246ZM245 78V79H246ZM255 78V77H254ZM19 79H21V78H19ZM43 79H44V77H43ZM58 79V78H57ZM69 79V78H68ZM67 79V80H68ZM77 80H78V78H76ZM82 79V78H81ZM105 79V78H104ZM107 79V80H108ZM121 79V78H120ZM177 80H179L178 78H176ZM195 79V78H194ZM217 79V78H216ZM225 79V78H224ZM234 79V78H233ZM237 79V77L235 78V80ZM240 79V78H239ZM238 79V80H239ZM250 79V78H249ZM11 80V79H10ZM22 81H23V77H22V79H21ZM26 80V79H25ZM61 79H59V81H60ZM64 80V79H63ZM90 81L92 80V79H89ZM131 80V79H130ZM132 80H134V79H132ZM159 80L160 79H158V83H159ZM172 80H174V79H172ZM259 79L257 78H255V81H256V83H257V81H258ZM16 81H18V80H16ZM20 81V80H19ZM18 81V82H19ZM21 81V82H22ZM36 81V80H35ZM40 81V80H39ZM46 81V80H45ZM51 81H53V80H51ZM54 81H55V78H54ZM62 81V80H61ZM86 80H83V82H85ZM89 81V82H90ZM104 81H106V80H104ZM162 81V80H161ZM160 81V82H161ZM187 81V80H186ZM188 81H189V79H188ZM234 81V80H233ZM243 81V80H242ZM242 81H239V82H242ZM251 81V80H250ZM7 82V81H6ZM13 82V81H12ZM20 82V83H21ZM24 82V81H23ZM22 82V83H23ZM27 82V81H26ZM47 82V81H46ZM56 82V81H55ZM69 82V81H68ZM75 82V81H74ZM124 82V81H123ZM151 82V81H150ZM153 82H154V80H153ZM152 82V83H153ZM169 82V81H168ZM171 83L169 84V83H167V84H169L168 85V88L169 89H177V88H179L180 89V86H179V84L178 83H174V82H172V81H170ZM238 82V83H239ZM259 82L260 81H258V84H259ZM21 83V84H22ZM28 83V82H27ZM39 83V82H38ZM43 83H45V82H43ZM62 83H63V81H62ZM95 83V82H94ZM113 83V82H112ZM133 83H134V81H133ZM246 83H247V81H246ZM245 83V84H246ZM255 83V82H254ZM255 83V84H256ZM51 84V83H50ZM49 84V85H50ZM54 84V83H53ZM59 84V83H58ZM78 84V83H77ZM91 84V83H90ZM93 84V83H92ZM100 84H102V82L100 83ZM155 84V83H154ZM222 84V83H221ZM250 84H252V82L250 83ZM264 84V83H263ZM25 85V84H24ZM27 85V84H26ZM32 85H34V82H33V84ZM43 85V84H42ZM45 85V84H44ZM47 85V84H46ZM61 85H63V84H61ZM106 85H107V83H106ZM128 85V84H127ZM153 84H151V86H152ZM158 85V84H157ZM161 85V84H160ZM191 85H192V87H191ZM224 85V84H223ZM239 85V84H238ZM247 85V84H246ZM261 85H262V83H261ZM0 86H1V84H0ZM51 86V85H50ZM50 86H48V87H50ZM66 86V85H65ZM65 86H63V87H65ZM82 86H83V84H82ZM100 86V85H99ZM136 86V85H135ZM155 86V85H154ZM154 86H153V88H154ZM228 86H230V85H228ZM245 86V85H244ZM249 86V85H248ZM10 87V86H9ZM30 87V86H29ZM54 87V86H53ZM101 87V86H100ZM100 87H99V89H100ZM243 87V86H242ZM253 87H257V85H254ZM259 87V86H258ZM262 87V86H261ZM17 88H19V90L20 91H22L23 89L19 86V87H17ZM26 88V87H25ZM31 88V87H30ZM66 88V87H65ZM112 88V87H111ZM127 88V87H126ZM151 89V87H148V89ZM161 88V87H160ZM237 88V87H236ZM248 88V87H247ZM252 88V87H251ZM45 89H46V87H45ZM69 89V88H68ZM90 89V88H89ZM125 89V88H124ZM155 89H159V88H155ZM154 89V91H158V90H155ZM165 89V88H164ZM179 89H178V91H179ZM1 90V89H0ZM5 91V94L6 93H8V90L5 88L4 89ZM7 90V91H6ZM15 90V89H14ZM18 90V89H17ZM18 90V91H19ZM25 90V89H24ZM26 90H27V88H26ZM31 90V89H30ZM51 90V89H50ZM57 90H58V88H57ZM72 91L74 90V88L73 89H71ZM108 90V89H107ZM122 90V89H121ZM121 90H120V92H121ZM162 90V89H161ZM190 90V91H189ZM247 90V89H246ZM254 90V89H253ZM260 90H262V88L260 89ZM3 91V90H2ZM36 91V90H35ZM67 91V90H66ZM98 91V90H97ZM119 91V90H118ZM124 91V90H123ZM229 91V90H228ZM264 91V90H263ZM3 92V93H4ZM22 92H24V91H22ZM27 92V91H26ZM26 92H25V94H26ZM56 92V91H55ZM74 92H76V91H74ZM108 92V91H107ZM150 92H152V91H150ZM149 92V93H150ZM158 92H160V91H158ZM157 92V93H158ZM230 92H231V90H230ZM229 92V93H230ZM233 92V91H232ZM231 92V93H232ZM241 92H242V89H241ZM245 92V91H244ZM255 92V91H254ZM21 93V92H20ZM72 93V92H71ZM122 93V92H121ZM148 93V94H149ZM153 93V92H152ZM156 93V92H155ZM246 93V92H245ZM249 93V92H248ZM247 93V95H245V96H248L249 94ZM250 93H252V92H250ZM259 93V92H258ZM263 92L261 91L260 92V94H262ZM5 94L3 95L4 97H5ZM31 94V93H30ZM36 94V93H35ZM41 94V93H40ZM39 94V95H40ZM53 94H54V91H53ZM82 94V93H81ZM98 94V93H97ZM100 94H102V93H100ZM113 94V93H112ZM124 93H122V95H123ZM235 93H233V95H234ZM240 94V93H239ZM253 94V93H252ZM0 95H2V94H0ZM21 94H19V96H20ZM42 95V94H41ZM64 95V94H63ZM103 95V94H102ZM155 95V94H154ZM223 95V94H222ZM254 95V94H253ZM264 95V94H263ZM262 95V96H263ZM6 96H7V94H6ZM87 96V95H86ZM90 96H93V95H90ZM90 96L88 97V98H90ZM142 96V95H141ZM231 96V95H230ZM236 96V95H235ZM235 96H233L235 99H237V98H239L238 96L239 95H237L236 97ZM243 96V95H242ZM250 96V95H249ZM256 96V95H255ZM24 97V96H23ZM44 97H45V95H44ZM53 97V96H52ZM62 97V96H61ZM65 97V96H64ZM64 97H63V99H64ZM94 97V96H93ZM116 97V96H115ZM258 98H259V96H257ZM257 97H255V98H257ZM2 98V97H1ZM13 98V97H12ZM21 98V97H20ZM27 98V97H26ZM36 98H37V96H36ZM39 98V97H38ZM59 98V97H58ZM217 98V99H216ZM257 98V99H258ZM3 99V98H2ZM14 99V98H13ZM25 99V98H24ZM43 99V98H42ZM62 99V98H61ZM62 99V100H63ZM27 100H29V99H27ZM36 100V99H35ZM56 100V99H55ZM104 100V99H103ZM242 99H240V101H241ZM255 100V99H254ZM3 101V100H2ZM15 101H16V99H15ZM22 100H20V102H21ZM57 101V100H56ZM83 101V100H82ZM106 101V100H105ZM152 101L154 102V103H156V102H164V104L165 103H168V102H170L169 101V99H168V97L167 96H158V98L155 96V98H153L152 99ZM174 101V100H173ZM178 101H179V99H178ZM225 101V100H224ZM263 101V100H262ZM88 102V101H87ZM111 102H113V100L112 101H110L109 103L110 104H112ZM143 102V101H142ZM175 102V101H174ZM222 102V101H221ZM24 103V102H23ZM27 103V102H26ZM25 103V104H26ZM31 103H33V102H31ZM48 103H50V102H48ZM79 103V102H78ZM263 103V102H262ZM34 104V103H33ZM54 104H56V103H54ZM82 104H83V102H82ZM85 104H86V102H85ZM92 104V103H91ZM172 104V103H171ZM245 104V103H244ZM10 105H12V104H10ZM9 105V106H10ZM36 105H37V103H36ZM52 105V104H51ZM57 105V104H56ZM88 105V104H87ZM93 105V104H92ZM91 105V106H92ZM104 105H106L105 103H104ZM237 105V104H236ZM242 105V104H241ZM264 105V104H263ZM49 106V105H48ZM101 106V105H100ZM141 106V105H140ZM139 106V107H140ZM253 106H255V107H253ZM12 107H14V106H12ZM22 107H24V106H22ZM52 107V106H51ZM89 107V106H88ZM110 107H111V105H110ZM138 107V108H139ZM142 107V106H141ZM140 107V108H141ZM174 107V106H173ZM229 107V106H228ZM39 109H38V111L40 110V107H38ZM148 108V107H147ZM184 108V109H185ZM2 109V108H1ZM3 109H5V108H3ZM50 109V108H49ZM80 109H82L81 107H80ZM105 109V108H104ZM165 109V108H164ZM225 109V108H224ZM9 110H10V108H9ZM23 110H24V108H23ZM26 110H27V108H26ZM25 110V111H26ZM45 110H46V108H45ZM54 110H56V108L54 109ZM59 110V109H58ZM110 110H111V108H110ZM114 110V109H113ZM5 111H7V110H5ZM35 111V110H34ZM42 111V110H41ZM88 111V110H87ZM116 111V110H115ZM220 111H221V109H220ZM264 111V110H263ZM73 112V111H72ZM108 112V111H107ZM113 112V111H112ZM121 112V111H120ZM127 112V111H126ZM138 112V111H137ZM140 112V111H139ZM176 112V113H177ZM41 113V112H40ZM118 113V112H117ZM123 113H124V111H123ZM132 113V112H131ZM148 113V112H147ZM174 113V112H173ZM222 113V112H221ZM1 114V113H0ZM10 114V113H9ZM20 114V113H19ZM27 114V113H26ZM36 113H34V115H35ZM54 114V113H53ZM53 114H51V115H53ZM56 114H57V112H56ZM62 114V113H61ZM115 114V113H114ZM119 114V113H118ZM217 114H218V112H217ZM21 115H22V113H21ZM45 115H46V113H45ZM48 115V114H47ZM95 115V114H94ZM94 115L92 116V117H94ZM117 115V114H116ZM115 115V116H116ZM137 115H138V113H137ZM219 115V114H218ZM224 115V114H223ZM10 116V115H9ZM111 116V115H110ZM143 115H141L140 114V116H137V117H142ZM145 116V115H144ZM216 116V115H215ZM221 116H222V114H221ZM21 117H23V116H21ZM25 117V116H24ZM55 116H53V118H54ZM71 117V116H70ZM69 117V118H70ZM106 117V116H105ZM117 117V116H116ZM119 117H120V115H119ZM124 117V116H123ZM132 117H133V114H132ZM131 117V118H132ZM213 117V116H212ZM229 117V116H228ZM5 119L7 118V117H4ZM64 118V117H63ZM100 118H104V117H100ZM99 118V119H100ZM114 120H115V117H112ZM126 118V117H125ZM130 118V117H129ZM130 118V119H131ZM134 118V117H133ZM220 118V117H219ZM31 119V118H30ZM76 121H78L79 123H81V129H87V127L85 126V124H86V122L90 119V115L89 114H85V113H83V112H81V113H79L77 116H76ZM93 119V118H92ZM112 119V121H114ZM127 119V118H126ZM217 119V118H216ZM23 120V119H22ZM46 120H48L47 118H46ZM45 120V121H46ZM57 120V119H56ZM97 120V119H96ZM142 120H143V118H142ZM16 121V120H15ZM14 121V122H15ZM31 121V120H30ZM61 121V120H60ZM63 121V120H62ZM92 121V120H91ZM93 121H94V119H93ZM100 121V120H99ZM111 121V122H112ZM134 121H135V119H134ZM211 121H213V120H210V122ZM220 121V120H219ZM27 122V121H26ZM40 122V121H39ZM38 122V123H39ZM123 122V121H122ZM122 122H120L121 124H123ZM216 122V121H215ZM58 123V122H57ZM129 123V122H128ZM5 124V123H4ZM14 124V123H13ZM16 124H18V123H16ZM55 124V123H54ZM54 124H51L49 121H47V122H44V123H42V124H35L34 126H33V128L32 127H30V129L32 128L33 129V136H34V138L36 139V141L38 142V143H40L41 145H43L44 147H43V149H45L46 151H47V154L48 155H50L51 156V158H53V159H58V157H59V154H60V149H59V147H60V141H59V139H60V137H61V134L63 133V125H64V123H63V125L61 126V125H54ZM116 124V123H115ZM118 124V123H117ZM136 124V123H135ZM211 124V123H210ZM15 125V124H14ZM111 125V124H110ZM142 125H143V123H142ZM22 126H23V124H22ZM118 126V125H117ZM116 126V127H117ZM28 127V126H27ZM115 126H113V128H114ZM135 126H132V129L134 128ZM95 128V127H94ZM101 128V127H100ZM126 128V127H125ZM136 128V127H135ZM142 128H144V127H142ZM24 129V128H23ZM31 129V130H32ZM65 129V128H64ZM112 129V128H111ZM220 129V128H219ZM218 129V130H219ZM27 130V129H26ZM31 130H29V131H31ZM78 130V129H77ZM91 130V129H90ZM94 130V129H93ZM96 130V129H95ZM119 130V129H118ZM121 130V129H120ZM138 130V129H137ZM217 130V129H216ZM217 130V131H218ZM68 131V130H67ZM121 131H125V129H124V127L122 128V130ZM146 131V130H145ZM20 132H21V130H20ZM19 132V133H20ZM69 132V131H68ZM76 132V131H75ZM83 132V131H82ZM88 132H90L89 130H88ZM139 132H140V130H139ZM96 133V132H95ZM104 133V132H103ZM3 134V133H2ZM5 134V133H4ZM8 134V133H7ZM25 134V133H24ZM84 134V133H83ZM128 134V133H127ZM132 134H133V132H132ZM142 134V133H141ZM161 134V133H160ZM135 134H133V136H134ZM215 135V134H214ZM2 136V135H1ZM8 136V135H7ZM25 136H26V134H25ZM82 136V135H81ZM216 136V135H215ZM18 137H20L19 135H18ZM63 137V136H62ZM67 137V136H66ZM83 137V136H82ZM98 137V136H97ZM125 137V136H124ZM136 137H137V135H136ZM135 137V138H136ZM27 138V137H26ZM79 138H80V136H79ZM98 138H100V137H98ZM138 138V137H137ZM142 138V137H141ZM21 139H22V137H21ZM73 139V138H72ZM82 139V138H81ZM12 140V139H11ZM23 140H25V138L23 139ZM62 140V139H61ZM98 140V139H97ZM117 140V139H116ZM16 141V140H15ZM18 141H20V140H18ZM58 141H59V143H58ZM132 141V140H131ZM160 141V140H159ZM211 141V140H210ZM101 142V141H100ZM139 142V141H138ZM142 142V141H141ZM212 142H213V139H212ZM29 143V142H28ZM105 143V142H104ZM120 143V142H119ZM135 143V142H134ZM133 143V144H134ZM2 144V143H1ZM25 144H27L26 142H25ZM157 144V143H156ZM72 145H74V144H72ZM85 145V144H84ZM13 146V145H12ZM15 146H18V145H15ZM31 146V145H30ZM30 146H28V147H30ZM86 146V145H85ZM117 146V145H116ZM123 146V145H122ZM19 147V146H18ZM22 147H23V145H22ZM32 147V146H31ZM138 147V146H137ZM12 148V147H11ZM20 148V147H19ZM25 148V147H24ZM83 148V147H82ZM7 149H9V148H7ZM27 149V148H26ZM62 149V148H61ZM87 149V148H86ZM120 149V148H119ZM150 149V148H149ZM39 150V149H38ZM15 151H16V149H15ZM25 151V150H24ZM8 152V151H7ZM37 152V151H36ZM36 152H32V153H36ZM42 152H44V151H42ZM143 152V151H142ZM21 154V153H20ZM71 154V153H70ZM3 155H5V154H3ZM14 155V154H13ZM12 155V156H13ZM30 155H31V153H30ZM77 156V155H76ZM234 157H238L241 161H240V163H239V166L240 165H242L243 167L245 166V167H249V169L248 170H245L248 174H246V173H241L242 171H238V168H239V166H238V159H237V161L234 159ZM3 160V159H2ZM55 161V160H54ZM53 161V162H54ZM82 161L83 162H87V163H92V166L93 167H95V168H97V166L99 165V158L95 155V154H93V152L92 153H88V154H86L85 155V157H83V159H82ZM4 162H6V160L4 159ZM55 163V162H54ZM158 163H160V165L158 164ZM4 167H6V165L4 166ZM49 167H51V166H49ZM58 167H60V164H58ZM11 169V168H10ZM29 169H31V168H29ZM258 169V170H257ZM59 170H63V169H60L59 168ZM200 170H206L207 172H206V174H202V175H200ZM257 170V171H256ZM89 172V171H88ZM217 172H219V171H217ZM48 173V172H47ZM215 173V172H214ZM23 175H24V171H20V172H18V170L17 171H15V172H13V177H14V179H15V181H17V180H19L20 181V179L23 177ZM247 175L249 176V177H247ZM4 177V176H3ZM247 177V178H246ZM243 178H246L245 179V182L243 183H238L239 182V180H241V179H243ZM51 179V178H50ZM23 182H25V181H23ZM52 183V182H51ZM12 184V183H11ZM63 184V183H62ZM38 185V184H37ZM244 187V188H245ZM12 188V187H11ZM133 189V187H130V186H128L127 188H126V190H132ZM7 192V191H6ZM23 192V191H22ZM21 192V193H22ZM30 192V191H29ZM43 192V191H42ZM13 193H15V192H13ZM36 193H38V192H36ZM39 194V193H38ZM144 194V193H143ZM37 195V194H36ZM129 195V194H128ZM32 196H34V195H32ZM58 196V197H57ZM55 198H53V200L54 201H60V202H63V201H65L66 203H67V205H69V206H72L73 207V203H74V198L72 197V196H68L66 193H64V191L62 190L60 193H58V195H57ZM137 196V195H136ZM140 196V195H139ZM26 199V198H25ZM49 200H48V198L46 197V196H44V195H41V196H38V197H31L30 198V201H29V203H30V206L27 208V210H26V214L28 215V216H32V217H34V218H36V219H42V215H41V213L39 212V208H40V205H43V206H47L48 204H49ZM64 202V203H65ZM264 202V201H263ZM258 203V202H257ZM252 204H253V202H252ZM145 205V204H144ZM130 208V207H129ZM167 208H169V207H167ZM113 209V208H112ZM15 210V209H14ZM159 210H160V214H159V216H158V218L155 220V225H157L158 227L160 226V227H162L163 225H164V223H167L168 222V213H167V210H166V208H164V207H160L159 208ZM169 210V212H171V208H169L168 209ZM212 211V210H211ZM210 211V212H211ZM262 216V215H261ZM264 216V215H263ZM11 217V216H10ZM259 218V217H258ZM100 225H102L101 223H100ZM256 225V224H255ZM100 227V226H99ZM31 229H33V228H31ZM130 229V228H129ZM149 230V229H148ZM161 230H163V229H161ZM161 235V234H160ZM229 235H231V234H229ZM87 236V235H86ZM260 236V235H259ZM6 237V236H5ZM4 237V238H5ZM79 237V236H78ZM81 237V236H80ZM264 239V238H263ZM66 241V240H65ZM252 242H253V240H251ZM250 241V242H251ZM256 241V240H255ZM264 241V240H263ZM56 243V242H55ZM225 244V243H224ZM260 244V243H259ZM258 244V245H259ZM39 245V244H38ZM50 245H52L48 240H46L45 241V248H49L50 247ZM140 245V244H139ZM170 245H171V242H170ZM169 245V246H170ZM14 246V245H13ZM32 246V245H31ZM179 247V246H178ZM182 247V246H181ZM125 248V247H124ZM162 248H163V246H162V244L160 243V242H156V243H154V245L153 246H151V250L153 251V254H155V255H157V257H156V260H155V264H157V262H158V260H159V258H162ZM44 249V248H43ZM169 249H171V246H170V248ZM173 249V248H172ZM167 250V249H166ZM246 250H248V249H246ZM259 250V249H258ZM145 251V250H144ZM143 251V252H144ZM59 253V252H58ZM62 253H64V252H62ZM81 253H83V252H81ZM139 253V252H138ZM170 253V252H169ZM218 254V253H217ZM256 254H257V252H256ZM37 255H38V253H37ZM40 255V254H39ZM151 255V254H150ZM173 255V254H172ZM136 256V255H135ZM257 255H255V257H256ZM259 256V255H258ZM173 257V256H172ZM33 258V257H32ZM90 258V257H89ZM88 258V259H89ZM120 257L117 255V256H115L114 255V258H110V260H112V259H114L115 261H114V263H121L122 262V260H120L119 259ZM66 259V258H65ZM172 259V258H171ZM183 259V258H182ZM255 259V258H254ZM259 259V258H258ZM67 260V259H66ZM74 260V257H70L69 258V262L70 261H73ZM87 260V259H86ZM117 260H119V261H117ZM184 260H186V259H184ZM264 260V259H263ZM200 261V260H199ZM251 261H253V260H251ZM251 261H250V263H251ZM184 262V261H183ZM236 262V261H235ZM241 262V261H240ZM238 263V264H242V263ZM259 262V261H258ZM77 263V261L75 262V264ZM196 263V262H195ZM195 263H192V264H195ZM202 263V262H201ZM215 263V262H214ZM247 263V262H246ZM245 263V264H246ZM249 263V262H248ZM73 264V263H72ZM130 264V263H129ZM140 264V263H139ZM169 264H180L179 263V261H177V262H170ZM199 264V263H198ZM211 264H213V263H211ZM257 264V263H256Z\"/></svg>","mask_w":264,"mask_h":264}]
</instances>
